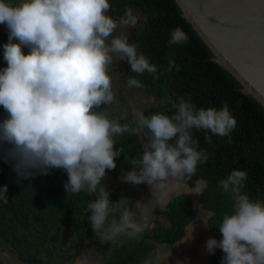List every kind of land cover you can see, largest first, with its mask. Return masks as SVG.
I'll return each mask as SVG.
<instances>
[{
  "label": "clouds",
  "instance_id": "1",
  "mask_svg": "<svg viewBox=\"0 0 264 264\" xmlns=\"http://www.w3.org/2000/svg\"><path fill=\"white\" fill-rule=\"evenodd\" d=\"M109 10V0H22L18 4L0 0V24L9 30L8 43L3 46L7 67L0 70V107L7 113L0 122V149L6 162L16 161L18 175L27 178L63 169L68 175L67 193L95 195L88 204L89 221L103 241L120 235L134 237L144 230L136 219L142 203L133 205L125 197L112 203L102 184L106 170L116 168L115 159L123 152L116 148L114 136L150 133L147 142L142 140L141 156L129 160L133 170L122 182L148 184L151 191L160 193L158 203H163L171 191L196 173L198 163L209 158L206 151L197 150L192 130H204L211 143L208 132L229 137L237 123L226 104L220 110H197L183 99L172 105L175 111L171 116L138 114L136 127L121 125L106 112L95 111L115 101L108 73L114 54L134 73H157V67L125 36L109 41L118 23H137L130 10L119 22L107 15ZM187 41V34L177 27L168 43ZM24 48L29 50L27 55ZM173 63L169 62V69ZM127 85L144 87L135 78H129ZM246 179L245 171L233 170L218 184L231 194L234 211L224 216L219 227L223 239L210 238L206 248L209 254L220 248L225 254L222 264H264V203L242 194ZM6 192V186L0 189V199H7ZM109 215L114 218L106 226Z\"/></svg>",
  "mask_w": 264,
  "mask_h": 264
},
{
  "label": "trees",
  "instance_id": "2",
  "mask_svg": "<svg viewBox=\"0 0 264 264\" xmlns=\"http://www.w3.org/2000/svg\"><path fill=\"white\" fill-rule=\"evenodd\" d=\"M7 2L13 4L14 0ZM109 4L107 14L116 21L124 17L126 9L141 17V27L131 28L126 38L129 44L137 46L138 53H143L157 67L156 74L139 75L130 70L126 61H120L118 79L122 85L128 86L129 78L139 80L144 87L131 89L155 100L159 113L171 116L175 111L172 105L183 99L197 110H220L226 104L237 122L229 137L208 132L211 143L205 139L204 130H192L197 150L206 151L209 157L206 163H198L190 179L182 182L192 189L197 181L202 182L195 191L196 206L183 192L170 196L159 210L165 226L155 221L148 230L116 242L103 263L141 264L156 244L178 243L184 237L185 228L202 210L209 213L208 228L217 231L218 241L223 239L219 231L222 209L218 211L221 207L213 206L212 202L222 204L220 197L225 195L229 214H233L231 194L218 187L233 170L247 173L242 194L248 195L253 202L264 203V108L251 96L243 94L236 79L212 61L211 51L182 17L174 0H109ZM177 27L187 34L188 41L170 46V34ZM8 35V30L2 26L0 70L7 67L3 46L8 43ZM170 61L174 62L171 69ZM165 99L167 102H162ZM5 118L7 113L0 107V122ZM149 135L145 130L142 137L130 133L114 136L116 148H122L123 152L115 159L116 168L106 170L104 178L117 182L132 171L129 160L141 156L142 140L147 142ZM15 164L11 159L6 162L5 153L0 149V189L7 187V199H0V242L3 244L0 250L11 252L22 264H40L53 256L57 246L67 238L70 247L87 241L93 233L88 204L96 199L95 195L88 196L84 191L67 193L64 185L68 175L63 169L53 168L48 175L25 178L14 170ZM109 199L112 203L119 201L117 196H109ZM224 255L216 248L210 255V262L222 264Z\"/></svg>",
  "mask_w": 264,
  "mask_h": 264
},
{
  "label": "rangeland",
  "instance_id": "3",
  "mask_svg": "<svg viewBox=\"0 0 264 264\" xmlns=\"http://www.w3.org/2000/svg\"><path fill=\"white\" fill-rule=\"evenodd\" d=\"M20 2L22 0H14L13 4ZM128 10L126 9L125 12ZM130 11L138 20L136 25L123 26L118 23V27L112 34V37L109 38V41L113 37H126L128 31L133 27H141V17L132 10ZM0 26V29L3 26L4 29L8 30L5 24H1ZM12 42L18 43L16 40ZM28 51L27 48L23 49V52L28 53ZM119 62L120 60L114 54L113 64L108 68V73L112 77L115 101L110 105L101 106L100 109H95V111H104L107 113L109 119L118 120L121 125L128 124L130 127H135L138 114L143 113L146 117H149L159 113L158 104L145 94L136 92V90L134 91L120 83L118 79V73L120 72ZM151 111L153 112L151 113ZM201 183L200 180L197 181L193 189L181 183L179 188H175L164 198L163 203H158L160 193L156 189H152L151 191V186L146 183L134 185L122 182V179L114 182L109 177L102 180V184L106 186V189L110 193L109 196H117L119 200L125 197L132 201L133 205L137 201L142 203V208L137 211L136 219L139 224L144 226V230L151 228L155 221L161 226H165L166 222L159 215V210H161L162 206L172 195L183 192L191 198L193 205L196 206L197 196L195 195V191L201 187ZM174 184L175 181H170V185ZM220 199L222 204L219 205L216 202H212L214 203L212 205L221 207L220 209L218 208V211L222 209L220 218L223 216V221L225 215H230L228 211V198L223 195ZM129 206L130 210L135 212L134 206H131V204ZM208 216L209 213L203 210L202 212H198L195 220L185 228L184 237L178 243L171 245L156 244L141 264H212L210 262L211 254L207 251L206 243L210 238L216 239L218 233L216 230L208 228L206 223ZM113 218L112 215L108 218L106 226L112 222ZM221 224L219 223V225ZM126 237L127 235H120L112 241H103L93 232L87 241L76 247L68 246L69 239L67 238L57 246L53 256L49 257L48 260L44 259L40 264H103L111 247ZM1 247H3L2 242H0ZM0 264L22 263L16 260L11 252L0 250Z\"/></svg>",
  "mask_w": 264,
  "mask_h": 264
},
{
  "label": "water",
  "instance_id": "4",
  "mask_svg": "<svg viewBox=\"0 0 264 264\" xmlns=\"http://www.w3.org/2000/svg\"><path fill=\"white\" fill-rule=\"evenodd\" d=\"M240 91L264 108V0H174Z\"/></svg>",
  "mask_w": 264,
  "mask_h": 264
}]
</instances>
